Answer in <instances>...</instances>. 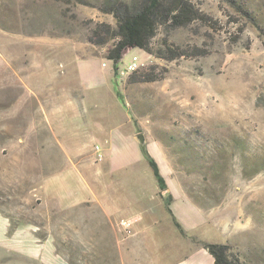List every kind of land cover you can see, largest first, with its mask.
<instances>
[{"label":"rangeland","instance_id":"rangeland-1","mask_svg":"<svg viewBox=\"0 0 264 264\" xmlns=\"http://www.w3.org/2000/svg\"><path fill=\"white\" fill-rule=\"evenodd\" d=\"M188 1L199 16L159 25L152 53L130 48L115 67L110 42L88 36L98 22L115 25L105 8L137 0H0V212L54 234L68 264H178V230L139 134L171 188L179 183L201 208L180 215L204 220V210L226 206L252 224V261L264 264V0ZM129 60L140 67L119 74ZM71 163L100 194L123 181L114 198L126 214L105 215L95 198L68 209L47 200L44 179ZM67 181L62 195L87 197L76 178ZM147 206V216L133 212ZM226 228L218 220L202 229L225 241Z\"/></svg>","mask_w":264,"mask_h":264},{"label":"crops","instance_id":"crops-1","mask_svg":"<svg viewBox=\"0 0 264 264\" xmlns=\"http://www.w3.org/2000/svg\"><path fill=\"white\" fill-rule=\"evenodd\" d=\"M86 60L87 59H82V62ZM146 147L147 150L150 149L148 146ZM108 169L114 176L115 174L113 173L112 168ZM167 172L169 173V170ZM162 176L165 179L167 189L161 191V195L170 197L166 211L171 216L172 222L174 218L181 225L185 232V235H183L177 229L179 237L177 248L179 254H181L178 264H213V258L211 255L208 254L207 250L204 249L200 243H196L195 241L227 243L231 245L232 250L237 253L242 262L245 264H253L252 260L256 259L258 256L255 250L256 235L255 237L252 236L251 240H249V236L245 234L246 229L252 227L251 223L243 222L238 216L230 214V212H228L229 209L224 205H218L212 209L204 210L206 214V218L204 220H201L200 218L195 220V218L190 217L189 215H180V212L187 209V207L191 210H194L195 208H198L199 210L201 208L195 204L183 191L179 183L174 182L172 189L166 177L164 175ZM67 177L76 178L79 185L81 186V189L87 193V197L75 196L71 198L67 197L65 194L62 195L60 191L64 187L61 188V186H65L64 184L68 182ZM131 182L132 181L124 182L126 185H128L127 189L130 188L129 185ZM115 184L118 186H112V192L110 195L108 191H104L100 194L89 185L85 177L82 175L81 170L71 163L70 165H66L64 168L58 170L53 175L46 177L42 184V192L47 197V200L50 202H55L58 207L63 209L82 206L91 198H95V200H98L99 202L102 201L100 204L105 215L110 216L112 215L111 212L115 210L116 212L121 211L122 213L126 214L127 210L124 209L125 203H122L120 202L121 200H116V198H114V196L119 195L120 190L123 189V181H119ZM103 189L107 190L108 187L103 186ZM135 194L144 196L143 190L140 189H138V192L134 193L133 195ZM136 210L142 212L140 213L141 216H147V212L152 211V209H148V206L144 208L143 211L142 209L137 208L133 212H136ZM218 220L221 225L227 226V234H225L227 237L225 241L210 239L209 237L205 236V233L202 229L205 223H214ZM233 221H237L235 225L236 232H231L230 227H232L231 222ZM145 227L147 228V226H144V228ZM139 229H137L133 234H137L136 232ZM114 236L117 238V234H114ZM131 239L132 238H123V241L128 240L127 245L131 246ZM122 243L126 244V242ZM117 244L119 246L121 245L118 238ZM8 253H13L18 256V261L20 264H68V261L57 251V242L54 234L48 232L47 237L40 240L36 236L34 227L29 224L20 223L16 226H11L9 219L0 212V263L4 262L3 258Z\"/></svg>","mask_w":264,"mask_h":264},{"label":"trees","instance_id":"trees-1","mask_svg":"<svg viewBox=\"0 0 264 264\" xmlns=\"http://www.w3.org/2000/svg\"><path fill=\"white\" fill-rule=\"evenodd\" d=\"M243 5L237 4L239 10L244 11ZM105 11L113 16L115 25L106 22L96 23L88 36V42L100 46L110 42L106 58L111 60L115 67L129 48L136 47L146 53H152L151 39L156 34L159 25L186 26L200 15L188 0H137L133 6L119 2L105 8ZM245 13L247 14L246 11ZM169 51L171 55L166 57H172L176 54L172 50ZM156 53L158 57H163L162 49L157 50ZM140 150L151 168L157 187L160 191L166 190L167 185L160 173L159 166L149 154L144 143H140ZM185 193L191 198L186 191ZM169 200L170 197L168 196ZM6 217L8 218V216ZM9 221L11 226H16L19 223L13 222L15 223L13 224L10 219ZM173 224L181 234L185 235L181 225L174 218ZM36 236L40 240L46 237V235L39 236L38 234ZM200 244L213 258V264H245L232 250L231 245L227 243L201 241ZM57 251L61 254L58 249Z\"/></svg>","mask_w":264,"mask_h":264},{"label":"built area","instance_id":"built-area-1","mask_svg":"<svg viewBox=\"0 0 264 264\" xmlns=\"http://www.w3.org/2000/svg\"><path fill=\"white\" fill-rule=\"evenodd\" d=\"M102 65L104 66L105 63L103 62ZM140 66L134 61V60H129L125 66L124 69H120L119 70V74L121 75H128V74H131L133 73L134 71H136ZM119 69V68H118ZM94 154L96 156L97 159H101V152H100V149L98 147V145H95L94 146ZM121 225L123 227H127L129 225V222L127 221H124V220H121Z\"/></svg>","mask_w":264,"mask_h":264},{"label":"water","instance_id":"water-1","mask_svg":"<svg viewBox=\"0 0 264 264\" xmlns=\"http://www.w3.org/2000/svg\"><path fill=\"white\" fill-rule=\"evenodd\" d=\"M137 138L139 139V142H140V143H143V142H144V138H143V136H142L141 134H139V135L137 136Z\"/></svg>","mask_w":264,"mask_h":264}]
</instances>
